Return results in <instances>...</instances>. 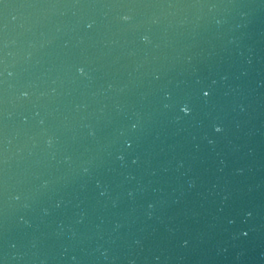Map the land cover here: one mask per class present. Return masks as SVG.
<instances>
[{"label":"water","instance_id":"obj_1","mask_svg":"<svg viewBox=\"0 0 264 264\" xmlns=\"http://www.w3.org/2000/svg\"><path fill=\"white\" fill-rule=\"evenodd\" d=\"M0 264H264V0H0Z\"/></svg>","mask_w":264,"mask_h":264}]
</instances>
